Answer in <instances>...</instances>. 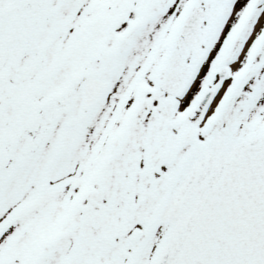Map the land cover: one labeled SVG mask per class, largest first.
Here are the masks:
<instances>
[{
  "label": "snow or ice",
  "instance_id": "obj_1",
  "mask_svg": "<svg viewBox=\"0 0 264 264\" xmlns=\"http://www.w3.org/2000/svg\"><path fill=\"white\" fill-rule=\"evenodd\" d=\"M0 264H264V0H0Z\"/></svg>",
  "mask_w": 264,
  "mask_h": 264
}]
</instances>
